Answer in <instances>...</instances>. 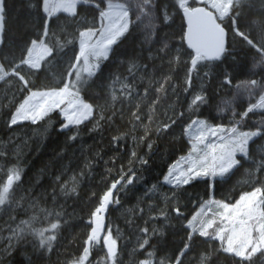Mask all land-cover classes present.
Masks as SVG:
<instances>
[{
    "label": "snow or ice",
    "instance_id": "1",
    "mask_svg": "<svg viewBox=\"0 0 264 264\" xmlns=\"http://www.w3.org/2000/svg\"><path fill=\"white\" fill-rule=\"evenodd\" d=\"M26 7L35 17L34 31L17 54L3 38L8 0H0V82L8 100L0 109L5 126L13 130L27 123L33 130L42 129V135L50 134L49 114L55 112L61 119L54 130L64 141L54 156L63 161L85 132L111 129L118 119L124 120L126 106L132 125L129 132L117 127L109 140L113 154L104 161L103 187L88 193L92 206L81 250L56 264H92L89 257L97 245L104 255L96 264H124L120 229L106 222L130 195L140 213L145 204L148 212H156L150 220L162 218L169 227L174 220L184 233L172 253L157 260L151 241L163 230L149 228L147 220L144 227L128 220L138 233L130 256H145L134 264H220L221 256L226 264H264V120L241 130L250 113L264 109V91L241 112L232 107L233 100L216 105L217 114L232 112L227 124L215 122L211 110L201 118V108L211 109L214 99L206 84L218 79L220 87L230 86L236 69L258 77L242 81L238 90L242 86L251 95L256 87L264 89V0H259L256 13L252 0H28ZM60 13L66 14L63 24L57 22ZM133 36V50L121 51ZM47 80L52 83H43ZM180 92L185 94L187 119L175 105H169L172 115L165 111L166 119H160L162 101L176 96L179 102ZM146 100L150 102L144 104ZM178 122L187 137V153L149 186L143 172L156 141L172 135ZM137 129L140 135L133 134ZM130 135L134 147L125 164L122 141ZM11 143V137L0 142V264H52L59 234L72 227L64 205L81 199L94 160L85 159L79 172L70 167V160L54 171L45 166L26 180L19 150L11 149ZM141 145L147 148L143 155L136 150ZM83 147L81 143L82 154ZM95 155L100 157L99 152ZM241 170L246 190L238 198L217 199L216 188ZM45 174L46 187L41 184ZM201 183L206 198L185 214L191 203L184 200L187 189ZM165 185L169 187L162 191ZM157 196L164 204L159 209L152 203ZM61 199L64 204L58 203ZM49 202L52 207L41 206ZM21 211L26 218H19ZM200 242L203 249L196 247ZM17 253L19 261L13 259Z\"/></svg>",
    "mask_w": 264,
    "mask_h": 264
},
{
    "label": "trees",
    "instance_id": "2",
    "mask_svg": "<svg viewBox=\"0 0 264 264\" xmlns=\"http://www.w3.org/2000/svg\"><path fill=\"white\" fill-rule=\"evenodd\" d=\"M252 3L255 5L252 11L256 13L259 7V0H252ZM27 4L28 0H8V14L5 22L3 38L6 44L16 49L17 54H19V49L23 47L24 40L32 31H34L32 21L35 19V17L26 7ZM58 15H60L61 19L57 22L63 24V18L66 14L60 13ZM251 18L255 17H249V19ZM178 24L179 21H177V25ZM140 38L142 39V37ZM135 39V36L129 37V39L121 46V51L131 52L134 47ZM221 67L223 68V66ZM249 67H251L250 60ZM53 71H55V69H53ZM233 76L234 79L232 80V84L230 86L220 87L218 79L213 80L210 85L206 84V87L208 88V94L212 95L214 99L211 101V109L207 107L201 108L203 113L201 118H207L208 113L211 110L212 114L217 116V120L215 122H223L227 124L228 118L232 115V112L226 111L222 114H217L216 112V105H220L222 100H233L232 107L236 112H241L248 107L249 103H255L259 99V95L262 91H264V89H261L260 87L254 88L251 95L244 91L242 86L239 88V90L237 89V85L241 84L242 81L258 79V77H252L241 69L234 70ZM43 83L51 84L52 81L47 80L43 81ZM196 83L197 87H199L200 82L197 81ZM116 87L118 89L119 85H116ZM92 91H95V87L90 90V93ZM169 93H171V90H169ZM8 95L10 97L11 93ZM3 97L4 86L2 82H0V103L7 104L8 100H5ZM149 102L150 101L146 100L144 101V104ZM169 105H175V110L177 112H185V119H187V104L185 103V94L183 92L179 93V102H177L176 96H170V98L162 101L157 112V116L160 119H166V117L163 116L165 111L168 112L169 116L172 115V109L169 107ZM49 115L50 134L42 135V129L33 130L35 126L28 125L27 123L19 128L14 126L13 130H9L4 124V110L0 109V142H7L9 137H11L12 143L9 145V147L13 150L18 148L21 166L25 168L27 173V176L25 177L26 180L35 177L39 173V170L45 168V166H47L50 171H54L55 168L59 167L61 162L64 164H69L70 160V167L75 168L76 171L79 172L80 167H83L85 159L94 160V166L91 170V175L87 176L82 183L81 199L75 202L73 200H68L64 205V211L71 214L72 227L62 231L58 236V240L55 242L56 250L51 256V262L52 264H56L58 259L63 261L70 256L77 255L81 250V245L83 244L84 239H86L87 232V229L84 227V223L88 220V211L92 206L89 202L88 193L91 191H98L103 187L102 177L107 175L105 172L106 165L104 161L108 160L113 154L110 150L109 140L112 135L116 134L115 129L117 127L123 132H129L132 128V125L129 123L126 106L124 120L118 119L111 129L105 128L103 131H97L93 133L85 132L82 135L80 142L69 148L68 155L64 157L63 161H59L55 159L54 150L59 151L60 146L63 144L64 136L58 135L54 129H58L59 120L61 117H59L55 112L50 113ZM221 116H223V120L220 119ZM247 119L250 120L251 126L253 124H257L259 121L264 120V112L254 115L253 113H250L246 120ZM44 123L45 125H49V121H45ZM133 134L140 135V129H137ZM81 143L84 146L83 154L80 151ZM122 143L125 145V147L121 149V157L123 162L126 164L127 154L134 147V142L131 138V135L128 136L126 140L122 141ZM260 143L261 141H257V144ZM136 150L141 155H143L147 151V148L146 145H141L136 147ZM187 150V139L182 135L181 123L178 122L173 129L172 135H169L163 140L156 141V147L153 154L151 155L149 165L143 172V175L148 181L149 186L152 183H155L158 178L162 179V174L168 171V166L179 160L181 156L185 155ZM97 152L100 153V157L102 158L96 157L95 154ZM73 153H75V155H73ZM107 167H111V164L107 165ZM246 180L247 177L243 174V170H241L232 176V178L227 183H222L221 186L216 188V198L220 199L225 195H235L236 198H238L239 192L246 190ZM48 182V176L45 174L41 179V184L46 187ZM168 187L169 186L165 185L162 191H167ZM36 191L40 192L42 191V188H37ZM201 198H206L204 197V185L202 183L194 184L192 187L188 188L184 200L185 202L190 200L191 203H188V208L185 209V214H190V211L198 207L196 201ZM58 203L64 204V201L61 199L58 201ZM152 203L156 205L157 209L164 207L163 201L159 196H157L152 201ZM122 205V207H114V210L109 213L106 223H110L113 230L116 228L120 229L121 238L118 241V244L122 249V260L124 264H134L136 260L145 258L144 255L130 256V253L136 246V236L138 233L129 227L127 223L128 220H134L135 224H138L140 227H144L145 221L147 220V226L149 228L153 227L154 225L158 230H163L162 236H160L158 232L157 236H154L151 241L157 253V260L165 254L170 255L173 249L180 244V239L184 233L179 230L180 225L176 221H171L172 227H169L163 225L162 218L156 221L150 220L149 217L155 215L156 212H148L145 204L140 205L141 208L145 209L143 214L136 210L135 196L130 195L128 198L123 199ZM41 206L52 207L51 202H49L47 205L42 203ZM129 209H133L134 211H129ZM30 214L31 213H29V215ZM19 218H26L22 211ZM0 223H3V221L0 220ZM4 234L7 235L6 232ZM196 247L198 249H203L205 245L200 242L196 245ZM146 249L149 251L153 250L147 248V246ZM139 251L142 252L144 250ZM103 255L104 252L102 247L97 245L93 248L89 259L91 260L92 264H96L97 258L102 257ZM13 259L15 261H19L22 259V257H20L17 253ZM219 261L220 264H226L225 258L223 256L219 257Z\"/></svg>",
    "mask_w": 264,
    "mask_h": 264
},
{
    "label": "rangeland",
    "instance_id": "3",
    "mask_svg": "<svg viewBox=\"0 0 264 264\" xmlns=\"http://www.w3.org/2000/svg\"><path fill=\"white\" fill-rule=\"evenodd\" d=\"M256 112H258V113H256ZM260 112H264V109H255L254 110V114H260ZM250 127H251V122L249 119H247L246 122L241 125V130H248ZM186 139H187V137H186Z\"/></svg>",
    "mask_w": 264,
    "mask_h": 264
}]
</instances>
